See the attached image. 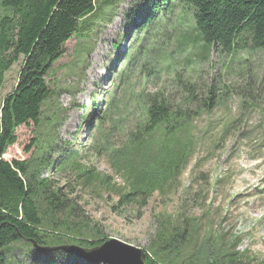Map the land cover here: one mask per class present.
I'll use <instances>...</instances> for the list:
<instances>
[{
  "label": "rangeland",
  "instance_id": "374dc122",
  "mask_svg": "<svg viewBox=\"0 0 264 264\" xmlns=\"http://www.w3.org/2000/svg\"><path fill=\"white\" fill-rule=\"evenodd\" d=\"M115 2L97 21L85 18L93 23L87 33L66 42L63 57L53 64L52 94L38 124L19 127L3 159L27 161L39 180L66 190L97 240L114 239L146 253L162 217L174 226L186 219L181 259L196 253L197 264H208L211 254L234 255L235 264H264V46L247 44L222 54L190 44L193 11L180 2L152 27L128 34L125 15L140 0ZM125 32L123 54L117 55L112 45ZM19 68L20 61L5 75L1 98L15 86ZM190 87L201 97L213 87L218 96L213 108L195 120L196 146L177 185L155 193L143 206L121 207L127 186L106 160L91 154V137L96 138L101 124L85 126L83 114L89 109V115L106 119L107 132L118 145L125 119L139 116L144 96L162 93L179 99ZM116 104L127 107L121 113ZM76 153L68 162V155ZM89 172L95 181L82 177ZM46 256L16 252L11 264L35 259L80 263L66 255Z\"/></svg>",
  "mask_w": 264,
  "mask_h": 264
},
{
  "label": "trees",
  "instance_id": "16d2710c",
  "mask_svg": "<svg viewBox=\"0 0 264 264\" xmlns=\"http://www.w3.org/2000/svg\"><path fill=\"white\" fill-rule=\"evenodd\" d=\"M176 2L193 11L195 37L190 44L222 54L247 44L254 49L264 46V0H140L138 7L125 15L127 33L152 27L161 15L171 13ZM115 5V0H0V264H11L16 252L32 258L63 255L38 253L28 240L40 246L75 243L85 248L106 240L99 236L96 239L66 190L54 189L43 178L39 180L30 172L27 161H7L3 156L16 143L19 127L38 124L41 108L52 94L49 78L53 64L63 57L66 42L87 33L93 23L85 18L97 21L105 8L113 9ZM127 33L112 45L117 55L123 54ZM19 61L17 82L1 98L5 75ZM217 96L213 87L207 89L205 97L193 87L179 99L148 94L140 101L143 106L139 116L133 121L125 119V132L117 137L122 139L118 145L107 132L106 119L100 114L89 115V109L83 114L85 126L95 128L98 125H92L94 122L101 124L96 138L91 137V154L106 160L127 186L120 197L121 207L143 206L155 193L164 194L177 185L196 146L195 120L213 108ZM115 107L122 113L127 105ZM68 156L67 161L72 162L77 153ZM88 175L89 181H95L91 180V172L82 177L88 180ZM161 220L149 254L145 253V264H197L196 253L181 259L188 221L183 219L174 226L164 217ZM211 255L208 264H235L234 255ZM32 264L55 263L35 259Z\"/></svg>",
  "mask_w": 264,
  "mask_h": 264
},
{
  "label": "water",
  "instance_id": "95a60500",
  "mask_svg": "<svg viewBox=\"0 0 264 264\" xmlns=\"http://www.w3.org/2000/svg\"><path fill=\"white\" fill-rule=\"evenodd\" d=\"M38 253H61L88 264H145L143 250L114 239L104 240L100 245L85 248L74 244L40 246L34 240H28Z\"/></svg>",
  "mask_w": 264,
  "mask_h": 264
}]
</instances>
